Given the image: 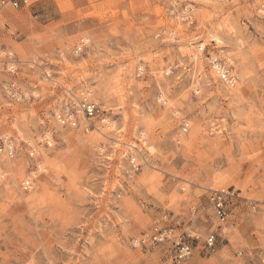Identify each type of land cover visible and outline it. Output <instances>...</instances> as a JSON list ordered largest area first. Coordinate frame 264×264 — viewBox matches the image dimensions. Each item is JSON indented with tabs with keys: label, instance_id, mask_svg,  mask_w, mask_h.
Listing matches in <instances>:
<instances>
[{
	"label": "rangeland",
	"instance_id": "1",
	"mask_svg": "<svg viewBox=\"0 0 264 264\" xmlns=\"http://www.w3.org/2000/svg\"><path fill=\"white\" fill-rule=\"evenodd\" d=\"M84 95L99 112L59 125L57 107ZM9 140L0 264H174L171 241L134 242L155 225L193 244L189 264H264V0L0 3Z\"/></svg>",
	"mask_w": 264,
	"mask_h": 264
},
{
	"label": "built area",
	"instance_id": "2",
	"mask_svg": "<svg viewBox=\"0 0 264 264\" xmlns=\"http://www.w3.org/2000/svg\"><path fill=\"white\" fill-rule=\"evenodd\" d=\"M1 6H4L8 3H11L14 7H18L20 4H28L29 0H0ZM188 8V11H191V8ZM87 37H82L75 45L74 50L76 52L82 51L87 45ZM48 75L49 72H47ZM225 80L232 81V74L229 73L228 69H225L224 75L222 76ZM9 90L13 96L16 98H23V92L16 86L15 82H11L9 85ZM81 111L83 112L84 116L87 119L92 118L97 112H99V104L84 95L81 99H78L77 105H73L71 101H67L63 105V109L55 111V117L58 119L59 123L63 125L78 126V117L77 113ZM91 122L85 126V130L88 131L90 129ZM187 125L184 126V130H187ZM52 146L51 141L47 138L44 140L39 141V146ZM1 151L3 150L4 153L8 155H14L16 152V146L12 140L5 142L3 146H1ZM31 153L34 154L35 150H31ZM6 174L3 168H0V183L4 181ZM211 200L213 202V207L215 209L216 215L218 219L224 223L227 221V217L229 214L228 209V192L223 190H215L211 196ZM174 227L172 226H158L155 225L153 230L150 234L144 233L140 237H136L134 239L135 244L144 247L151 243L157 244L165 241H171L172 246V261L174 264H189V261L194 253V246L193 244L184 236L183 233L174 234ZM216 239V235L214 232H210L207 234L204 242L208 247L214 245Z\"/></svg>",
	"mask_w": 264,
	"mask_h": 264
},
{
	"label": "bare ground",
	"instance_id": "3",
	"mask_svg": "<svg viewBox=\"0 0 264 264\" xmlns=\"http://www.w3.org/2000/svg\"><path fill=\"white\" fill-rule=\"evenodd\" d=\"M2 14H5V15H9L10 13L9 12H3ZM213 40H216V41H222V38L218 35V34H216L215 36H214V38H213ZM205 41H203V42H201V43H199V46H198V48L201 50V49H204L205 48ZM214 67H215V69L217 70V71H219V72H221L220 74L219 73H217V74H219L220 76H223L224 75V71H225V65L223 64V63H217V62H215L214 63ZM50 72V71H49ZM216 73V72H215ZM233 76V75H232ZM232 78H234V76L232 77ZM227 82H228V84H232V83H234L235 82V80L233 79L232 81H230V80H226ZM94 100V99H93ZM63 109V106H62V104L59 106V107H57V110H56V112L58 111V113H60V110H62ZM56 121L58 122V124L59 125H63V124H61V123H59V121H58V119L56 118ZM103 121H105V119H103ZM111 125V124H110ZM73 127V126H72ZM44 138H47L46 137V135L45 136H43V140H44ZM48 139V138H47ZM118 142V141H117ZM131 144V143H130ZM5 172V171H4ZM5 174H6V172H5Z\"/></svg>",
	"mask_w": 264,
	"mask_h": 264
}]
</instances>
